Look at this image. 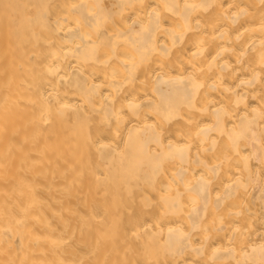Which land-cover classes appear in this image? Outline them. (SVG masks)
<instances>
[{"label":"bare ground","instance_id":"6f19581e","mask_svg":"<svg viewBox=\"0 0 264 264\" xmlns=\"http://www.w3.org/2000/svg\"><path fill=\"white\" fill-rule=\"evenodd\" d=\"M0 264H264V0H0Z\"/></svg>","mask_w":264,"mask_h":264}]
</instances>
